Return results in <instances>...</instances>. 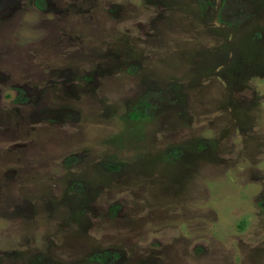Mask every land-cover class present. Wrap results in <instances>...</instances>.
Segmentation results:
<instances>
[{
    "label": "rangeland",
    "instance_id": "374dc122",
    "mask_svg": "<svg viewBox=\"0 0 264 264\" xmlns=\"http://www.w3.org/2000/svg\"><path fill=\"white\" fill-rule=\"evenodd\" d=\"M0 264H264V0H0Z\"/></svg>",
    "mask_w": 264,
    "mask_h": 264
}]
</instances>
